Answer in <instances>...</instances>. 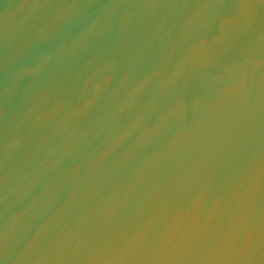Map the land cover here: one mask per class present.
Masks as SVG:
<instances>
[{
    "label": "water",
    "instance_id": "1",
    "mask_svg": "<svg viewBox=\"0 0 264 264\" xmlns=\"http://www.w3.org/2000/svg\"><path fill=\"white\" fill-rule=\"evenodd\" d=\"M0 264H264V0H0Z\"/></svg>",
    "mask_w": 264,
    "mask_h": 264
}]
</instances>
